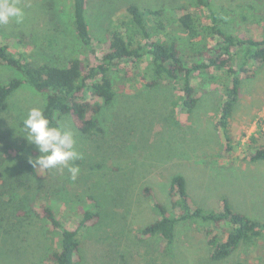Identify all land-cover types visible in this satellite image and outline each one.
<instances>
[{"label": "rangeland", "instance_id": "374dc122", "mask_svg": "<svg viewBox=\"0 0 264 264\" xmlns=\"http://www.w3.org/2000/svg\"><path fill=\"white\" fill-rule=\"evenodd\" d=\"M213 2L229 12L222 13L229 34L264 39V0ZM15 3L24 12L23 21L0 24V41L14 55L34 65L58 67L75 57L85 63L97 60L76 36L70 0ZM191 3L89 0L87 20L100 53L129 6L162 11L170 35L155 39L175 40L185 57L196 61L192 41L177 22L194 12ZM199 16L208 24V13ZM148 74L147 63L133 61L110 71L116 94L96 115L102 132L84 135L70 115L62 117L60 125L74 130L76 150L83 156L73 162L80 168L73 180L66 168H34L30 163L39 152L26 140L23 120L33 107L44 110L47 95L27 83L19 70L0 62V84L23 80L8 98V109L0 113V264H51L48 257L59 249L61 230L44 219L46 206L68 229L86 211L99 215L79 234L77 264H264V236L254 245L241 244L223 261H213L208 242L212 235L206 233L213 223L201 219L180 223L174 248L166 254L160 238L142 235L160 218L156 204L172 211L171 181L178 175L186 179L194 207L218 212L227 201L235 211L264 223V161L250 159L264 147V64L241 81L229 142L218 127L230 85L226 72L212 70L193 79L198 102L190 114L182 107L183 80H163L150 88ZM12 162L20 163V169ZM12 184L19 189L13 190ZM229 231L223 224L213 235L223 240Z\"/></svg>", "mask_w": 264, "mask_h": 264}, {"label": "trees", "instance_id": "16d2710c", "mask_svg": "<svg viewBox=\"0 0 264 264\" xmlns=\"http://www.w3.org/2000/svg\"><path fill=\"white\" fill-rule=\"evenodd\" d=\"M70 1L76 36L89 52L97 56L95 62L85 63L80 57H75L66 67L34 65L14 55L10 47L0 41V62L19 70L27 83L39 93L47 95L43 111L52 125H60L62 117L70 115L82 134L94 136L102 132L96 115L104 105L112 103L116 94L110 71L121 62L133 61L147 63L148 75L152 80L146 87H156L163 80H183L182 107L189 114L198 102L193 79L198 74L212 70L226 72L230 85L220 110L218 127L224 133L226 141H230V116L238 99L241 81L252 76L257 66L264 64V39L229 34L225 30L226 20L222 14L229 13L225 8L217 9L213 0H192L194 12L183 14L177 20L192 41L190 47L197 60H190L185 57L183 47L175 40L155 39L162 34L170 35V23L165 21L162 11L131 5L126 10V18L116 20V26L110 30L107 42L99 53V45L87 20L89 0ZM202 11L208 13V24L199 16ZM22 84L23 80L18 79H13L8 84H0V113L8 109V98ZM250 159L264 161V147L250 154ZM12 163L16 164L17 170L20 169V163ZM25 168L24 165L23 169ZM11 187L17 190L20 186L12 184ZM149 192L147 189V193ZM170 202L172 211L166 206L156 204L160 218L142 230L144 236L161 239L162 252L165 254L174 248L179 224L198 219L213 223V229L206 231L209 237L212 235L208 242L213 261H223L241 244L254 245L257 239L264 236V223L235 211L227 201L218 212H206L194 207L183 176L173 177ZM42 211L44 219L52 227L61 230L59 249L49 254V261L51 264H77L79 234L90 222L98 219L99 215L86 211L77 226L68 229L59 222L50 206L44 207ZM223 224L229 225L230 231L221 240L213 233L221 229ZM12 233L17 234L14 231Z\"/></svg>", "mask_w": 264, "mask_h": 264}, {"label": "clouds", "instance_id": "9594fccd", "mask_svg": "<svg viewBox=\"0 0 264 264\" xmlns=\"http://www.w3.org/2000/svg\"><path fill=\"white\" fill-rule=\"evenodd\" d=\"M24 18L23 10L18 7L15 0H0V24L9 23L15 19L21 23ZM26 131V140L34 144L39 152L35 159L30 158L34 168L55 169L66 168L75 180L80 168L73 162L83 156L76 150L75 132L70 127L52 125L40 107L29 109L23 120Z\"/></svg>", "mask_w": 264, "mask_h": 264}]
</instances>
